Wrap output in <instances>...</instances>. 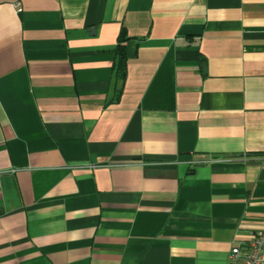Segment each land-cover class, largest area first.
<instances>
[{
  "label": "crops",
  "instance_id": "0c3cea01",
  "mask_svg": "<svg viewBox=\"0 0 264 264\" xmlns=\"http://www.w3.org/2000/svg\"><path fill=\"white\" fill-rule=\"evenodd\" d=\"M256 230L264 0H0V264H226Z\"/></svg>",
  "mask_w": 264,
  "mask_h": 264
},
{
  "label": "built area",
  "instance_id": "2783aa9c",
  "mask_svg": "<svg viewBox=\"0 0 264 264\" xmlns=\"http://www.w3.org/2000/svg\"><path fill=\"white\" fill-rule=\"evenodd\" d=\"M226 264H264V231L252 232L243 245L233 242Z\"/></svg>",
  "mask_w": 264,
  "mask_h": 264
},
{
  "label": "trees",
  "instance_id": "16d2710c",
  "mask_svg": "<svg viewBox=\"0 0 264 264\" xmlns=\"http://www.w3.org/2000/svg\"><path fill=\"white\" fill-rule=\"evenodd\" d=\"M128 38L120 32L117 36V42L114 46V62L112 65V74L116 81L121 82L125 76V41Z\"/></svg>",
  "mask_w": 264,
  "mask_h": 264
},
{
  "label": "water",
  "instance_id": "95a60500",
  "mask_svg": "<svg viewBox=\"0 0 264 264\" xmlns=\"http://www.w3.org/2000/svg\"><path fill=\"white\" fill-rule=\"evenodd\" d=\"M92 29V28H91Z\"/></svg>",
  "mask_w": 264,
  "mask_h": 264
}]
</instances>
